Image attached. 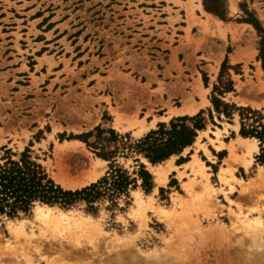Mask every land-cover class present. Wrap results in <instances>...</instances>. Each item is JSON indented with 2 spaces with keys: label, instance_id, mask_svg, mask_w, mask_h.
Wrapping results in <instances>:
<instances>
[{
  "label": "rangeland",
  "instance_id": "1",
  "mask_svg": "<svg viewBox=\"0 0 264 264\" xmlns=\"http://www.w3.org/2000/svg\"><path fill=\"white\" fill-rule=\"evenodd\" d=\"M221 12H209L203 0H0V164L5 150L28 147L56 184L80 189L101 178L108 162L96 164L82 141L59 150L70 134L100 125L136 140L173 117L202 110L206 119L205 132L171 159L116 158L129 174L142 163L151 189L136 177L127 196L103 197L93 209L85 201L55 205L80 228L47 229L34 214L39 203L0 216V264H264L259 147L248 157L238 143V111L227 118L211 103L226 59L237 67L227 70L233 90L214 95L264 117L261 37L243 21L250 13L264 30V0H223ZM183 105L196 113H171ZM139 122L149 125L137 135ZM231 146L233 160L225 162ZM94 167L97 178L77 188L55 179L65 172L77 180ZM157 169L166 171L164 183Z\"/></svg>",
  "mask_w": 264,
  "mask_h": 264
},
{
  "label": "trees",
  "instance_id": "2",
  "mask_svg": "<svg viewBox=\"0 0 264 264\" xmlns=\"http://www.w3.org/2000/svg\"><path fill=\"white\" fill-rule=\"evenodd\" d=\"M222 1L203 0V4L209 12L222 16ZM247 14L248 17L243 21L253 25L261 37L259 58L264 70V30L250 13ZM236 68L227 65L226 59L222 62L217 82L212 87L211 103L218 115L222 113L227 118L238 111L239 134L258 141L259 154L255 158L257 162L264 163V117L261 111L249 107L237 108L214 95L215 92L223 95L233 90L227 70ZM208 112L211 118L210 109ZM205 126L206 119L200 110L192 116H177L168 123H158L156 129H151L136 140L130 139L128 134L120 135L114 129L100 125L78 135L70 134L69 139L82 141L95 156L108 162V169L101 178L75 190L63 189L56 184L36 158L31 156L28 147L20 153L5 150L6 156L2 157L3 162L0 164V216L14 218L19 214L29 213L35 203L67 209L79 201H85L88 208L93 209L91 204L103 197L113 201L120 195L127 196L129 188L136 186V177L147 191L151 189L152 178L145 166L138 164V170L133 171L132 176L116 163V158L141 155L151 164L160 163L191 146L198 131L204 130ZM134 161L139 162V159L134 158Z\"/></svg>",
  "mask_w": 264,
  "mask_h": 264
},
{
  "label": "bare ground",
  "instance_id": "3",
  "mask_svg": "<svg viewBox=\"0 0 264 264\" xmlns=\"http://www.w3.org/2000/svg\"><path fill=\"white\" fill-rule=\"evenodd\" d=\"M201 10V9H200ZM255 107V106H254ZM196 108L192 105L188 106V105H183L181 108H178V109H175V110H171V113L172 114H182L184 112H188L189 114H193V113H196ZM115 123L116 125L119 123V117L117 116L115 118ZM149 124H144L143 122H139V125L137 127V130H135V134L139 135L141 133H143L144 131L147 130V126ZM122 126V125H121ZM212 132L214 133V135L218 136L219 135V130H212ZM199 133H202L199 131ZM198 136L196 137L195 139V142L197 140ZM238 143L241 144V147L243 146V148H245V154L248 155V157L250 156L251 152H253L254 150L257 151L258 147H257V141L254 140V139H247V138H243L241 136L238 135ZM250 141V142H248ZM76 143H80V145L82 144L81 141H77L76 139L75 140H72L71 141H64L61 147V145L59 144L58 146V149H63L64 147V150L67 151V149L69 148L68 146L70 144L74 145ZM68 145V146H67ZM77 145V144H76ZM75 145V146H76ZM79 146V145H78ZM190 146V145H189ZM221 145L219 146H216L217 149H220ZM61 147V148H60ZM67 148V149H66ZM188 147H186L184 150L182 151H185L187 150ZM57 149V150H58ZM77 149V148H76ZM79 149V148H78ZM63 150V151H64ZM234 151L235 149H233V147H229V154L227 156V159L225 160V162H229V161H232L233 160V156H234ZM72 152V151H71ZM75 153V152H74ZM172 156V155H171ZM171 158V157H170ZM62 160V159H61ZM145 163H147V161L144 159L143 160ZM96 164H99V163H104V161L102 159H99V158H96ZM251 162L250 159H248L247 161L244 162V166L246 167L247 165H249V163ZM196 163L198 164V167L200 169V173H203L202 172V165H201V162L198 161L196 159ZM94 164V163H93ZM92 167V166H91ZM97 167H94V169L92 168V170L88 173V175H85V177H82L80 179H77V180H72L70 178H67L65 175V172L64 175H62L63 177H55V179L57 181H59L61 184H63L64 186L66 185L67 187L69 188H77L79 186H83L85 184H87L88 182H92L94 181L97 176L99 175L100 173V170L98 169H95ZM60 171L59 175L62 174V168L60 169H57ZM64 170V169H63ZM65 170H67L65 168ZM223 170V169H222ZM69 172V171H68ZM58 173V172H57ZM155 173H156V176H157V179L159 181V183H164L165 179H166V171H163V170H155ZM220 174V173H219ZM206 178V177H205ZM223 178V177H222ZM225 178V177H224ZM74 179V178H73ZM222 181V180H221ZM223 182V181H222ZM225 182H226V178H225ZM70 211H62L60 209H57L55 206H49V205H45V204H37L35 205L34 207V214L35 216L40 220V222L45 226L47 227V229L51 228L50 230H54V232L56 231L55 229L53 228H56L59 227L60 225H64V227H66L65 229L68 231H70V228H67V227H75V226H78L80 225L79 224V220L76 219L75 217L71 216L69 214ZM84 224V223H83ZM82 224V225H83ZM62 228V226H61ZM62 228V229H63ZM77 228H80L79 226ZM62 229H60V231H62ZM65 231V230H64ZM62 231V232H64ZM16 232V231H15ZM56 233V232H55ZM58 233V232H57ZM56 233V234H57ZM60 233V232H59ZM61 234V233H60Z\"/></svg>",
  "mask_w": 264,
  "mask_h": 264
},
{
  "label": "crops",
  "instance_id": "4",
  "mask_svg": "<svg viewBox=\"0 0 264 264\" xmlns=\"http://www.w3.org/2000/svg\"><path fill=\"white\" fill-rule=\"evenodd\" d=\"M232 126H233V128H234V124H232ZM237 126H236V128H234L233 130H235L236 132H237ZM217 130H219V129H217ZM216 131V130H215ZM200 132H205V130H202V131H200ZM198 133H199V131H198ZM214 134V133H213ZM242 137V136H241ZM243 138H245V137H243ZM247 139H249V140H251V139H254V140H256L255 138H247ZM257 141V140H256ZM195 143V142H194ZM229 142L227 141V142H225V145H227ZM257 147H258V145H257ZM221 149V148H220ZM224 150H225V154H224V156H223V158H226L227 156H228V152H227V149L226 148H224ZM258 150V149H257ZM255 151V150H254ZM252 153L253 152H251V155H252ZM171 158L173 157V155L172 156H170ZM168 158V159H171V158ZM251 158H252V156H251ZM167 159V160H168ZM250 166H252V163H249V165H248V168L250 167ZM256 169V168H255Z\"/></svg>",
  "mask_w": 264,
  "mask_h": 264
}]
</instances>
